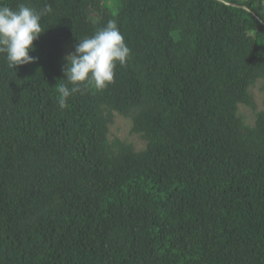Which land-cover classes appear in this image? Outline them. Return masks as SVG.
<instances>
[{"label": "trees", "instance_id": "obj_1", "mask_svg": "<svg viewBox=\"0 0 264 264\" xmlns=\"http://www.w3.org/2000/svg\"><path fill=\"white\" fill-rule=\"evenodd\" d=\"M21 3L52 11L34 62L0 54V264H264V111L238 114L264 0H0ZM109 20L127 63L61 109L64 57ZM114 114L143 150L109 141Z\"/></svg>", "mask_w": 264, "mask_h": 264}, {"label": "clouds", "instance_id": "obj_2", "mask_svg": "<svg viewBox=\"0 0 264 264\" xmlns=\"http://www.w3.org/2000/svg\"><path fill=\"white\" fill-rule=\"evenodd\" d=\"M51 11L50 5L37 11L24 3L15 9L0 4V54L4 55L9 68L36 60L29 53L34 51L33 41L44 31L40 23L42 16ZM129 55L130 49L114 20H109L94 35L78 40L74 51L64 57L65 83L58 87L59 107H66L67 98L81 92L82 86L98 91L105 89L114 81L117 63L124 66Z\"/></svg>", "mask_w": 264, "mask_h": 264}, {"label": "rangeland", "instance_id": "obj_3", "mask_svg": "<svg viewBox=\"0 0 264 264\" xmlns=\"http://www.w3.org/2000/svg\"><path fill=\"white\" fill-rule=\"evenodd\" d=\"M110 5H117L118 0H108ZM93 17H96L94 14ZM254 108L238 106L239 117L248 127H253L256 121L257 113L264 111V88L263 82L258 81L250 90ZM109 141L118 140L130 144L135 151H141L146 143L143 139L131 133V121L114 114L113 123L109 126Z\"/></svg>", "mask_w": 264, "mask_h": 264}, {"label": "water", "instance_id": "obj_4", "mask_svg": "<svg viewBox=\"0 0 264 264\" xmlns=\"http://www.w3.org/2000/svg\"><path fill=\"white\" fill-rule=\"evenodd\" d=\"M234 6H237V5H234ZM245 10L249 11L248 9L244 8Z\"/></svg>", "mask_w": 264, "mask_h": 264}]
</instances>
